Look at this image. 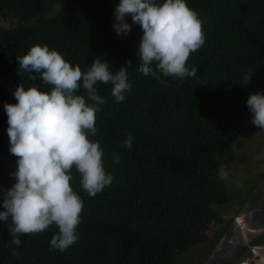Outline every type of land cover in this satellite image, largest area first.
Masks as SVG:
<instances>
[{
    "label": "trees",
    "instance_id": "obj_1",
    "mask_svg": "<svg viewBox=\"0 0 264 264\" xmlns=\"http://www.w3.org/2000/svg\"><path fill=\"white\" fill-rule=\"evenodd\" d=\"M119 2L0 0V22L8 24L0 23V189L15 183L10 174L18 160L10 153L4 105L17 103L13 93L19 83L50 91L18 69L17 56L47 45L82 70L94 57H104L113 72L126 67L132 85L122 102L111 95L112 85H98L106 103L90 138L104 149L105 169L114 179L90 197L72 169L71 186L84 202L78 242L63 252L51 249L58 232L52 225L20 236L17 247L0 221V264H176L188 249L211 240L221 210L227 205L237 210L233 199L242 196L231 190L232 149L247 131L243 123L249 125L248 146L256 141L250 132L262 130L251 122L247 99L264 93V0H186L202 21L205 42L187 62L189 69L197 68L195 77H162L166 86L137 72L142 28L129 16L131 32L114 31ZM249 69L253 76L245 85ZM126 133L133 138L131 150L123 146ZM263 178L264 173L255 179Z\"/></svg>",
    "mask_w": 264,
    "mask_h": 264
},
{
    "label": "clouds",
    "instance_id": "obj_2",
    "mask_svg": "<svg viewBox=\"0 0 264 264\" xmlns=\"http://www.w3.org/2000/svg\"><path fill=\"white\" fill-rule=\"evenodd\" d=\"M129 16L143 30L137 72L165 86L167 80L162 77H195L197 68L189 69L187 62L203 46L205 37L198 13L186 0H120L113 24L118 36L131 32L132 25L126 22ZM16 60L20 71L28 73L31 81L41 80L50 91L36 84L26 89L19 83L13 93L17 103L4 105L10 153L18 160L16 171L10 174L15 183L0 189V221L8 225L11 242L17 247L22 243L20 236L39 234L55 225L58 232L50 248L63 252L80 239L77 229L84 210L81 196L71 186L72 169L80 174L82 190L90 197L114 179L105 169L104 149L90 138L97 134L96 113L106 103L98 94V85H112L111 95L122 102L132 88L129 72L126 67L113 72L104 57H94L92 65L82 70L57 50L39 44ZM252 76L249 69L243 77L245 85ZM247 107L253 114L252 124L264 130V93H250ZM126 135L123 146L131 150L133 138ZM113 159L119 163L118 155L113 154ZM222 175L226 178L227 174L222 170ZM11 254L18 255L16 248Z\"/></svg>",
    "mask_w": 264,
    "mask_h": 264
},
{
    "label": "flooded vegetation",
    "instance_id": "obj_3",
    "mask_svg": "<svg viewBox=\"0 0 264 264\" xmlns=\"http://www.w3.org/2000/svg\"><path fill=\"white\" fill-rule=\"evenodd\" d=\"M257 177L252 174L250 179L247 178L241 190L233 191L241 192L245 202L238 208L239 200L242 198L234 197L233 205L237 210L229 205L223 210L227 213V209L228 213H231V217L227 219V222H220L222 223L221 230L209 241V247L200 264H264V204L259 205L256 202L260 185L264 188V178L258 180L255 179ZM238 219L246 227L245 233H243ZM225 243L228 244L225 247L228 251L224 253V249L222 255L218 256L220 251L215 253L216 247L221 250Z\"/></svg>",
    "mask_w": 264,
    "mask_h": 264
},
{
    "label": "rangeland",
    "instance_id": "obj_4",
    "mask_svg": "<svg viewBox=\"0 0 264 264\" xmlns=\"http://www.w3.org/2000/svg\"><path fill=\"white\" fill-rule=\"evenodd\" d=\"M2 25H8L4 22H0ZM243 129L249 130L248 122L243 123ZM245 133V135H241L236 140V144L233 147L232 151V159L230 160V166L232 169H230L229 173V180L231 183V190L232 191H238L243 188L245 182L247 181V177L251 178V175L254 174L256 176H260L264 173V131L263 130H256L255 132L252 131L250 134H253V136H256V141L254 143H250V146H248V133ZM249 132V131H248ZM244 134V133H243ZM247 177H246V176ZM249 178V179H250ZM261 189V190H260ZM259 194L256 197L257 204H264V188L262 185H260ZM227 213L221 210L220 216H218V219L220 222L222 221L227 222V219H229L231 216V213H228V210L226 209ZM230 211V208H229ZM250 213V212H248ZM257 214H259L257 212ZM260 215V214H259ZM217 222V225L214 226V233L211 237V240L215 236L216 233L220 232L222 223ZM220 223V224H219ZM238 223L242 228L243 233L246 231V227L242 223L240 219H238ZM218 241V240H216ZM209 242L205 244H199L196 246H193L192 248L188 249L187 252L181 254L177 260L176 264H200L202 262V257L206 253V250L209 247ZM228 244L225 243L222 249L220 250L218 247L215 249V253L218 252V256L222 255V251L227 247ZM228 251V249L224 250V253ZM223 253V255H224Z\"/></svg>",
    "mask_w": 264,
    "mask_h": 264
},
{
    "label": "bare ground",
    "instance_id": "obj_5",
    "mask_svg": "<svg viewBox=\"0 0 264 264\" xmlns=\"http://www.w3.org/2000/svg\"><path fill=\"white\" fill-rule=\"evenodd\" d=\"M15 29V28H14Z\"/></svg>",
    "mask_w": 264,
    "mask_h": 264
}]
</instances>
